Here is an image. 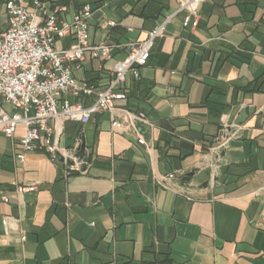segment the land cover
I'll return each instance as SVG.
<instances>
[{
  "label": "crops",
  "instance_id": "crops-1",
  "mask_svg": "<svg viewBox=\"0 0 264 264\" xmlns=\"http://www.w3.org/2000/svg\"><path fill=\"white\" fill-rule=\"evenodd\" d=\"M44 1L66 7L62 21L90 3L92 40L116 45L145 39L171 16L117 102L153 126L143 127L146 146L114 130L109 112L84 126L63 121L62 146L90 163L69 177L43 151L18 160L22 126L14 139L0 133V264H264V0H207L187 26V11L174 14L178 0ZM126 52L87 57L75 75L106 88ZM224 121L242 128L220 148ZM170 173V188L155 181Z\"/></svg>",
  "mask_w": 264,
  "mask_h": 264
},
{
  "label": "built area",
  "instance_id": "built-area-1",
  "mask_svg": "<svg viewBox=\"0 0 264 264\" xmlns=\"http://www.w3.org/2000/svg\"><path fill=\"white\" fill-rule=\"evenodd\" d=\"M207 0H178L179 8L174 13L187 11L184 20L187 26L194 18L196 24L200 7ZM7 28L0 32V133L14 139L18 127L25 130L19 139L21 150L17 154L25 161L29 152L43 151L52 161L62 159L66 177L75 173L85 174L90 163L80 154L78 148L69 149L61 144L63 121L70 120L86 125L97 113L109 112L114 130L133 136L141 145L148 146L143 132L144 126L153 123L143 111H133L119 106L127 93L122 90L128 74L135 80L141 78V69L147 65L155 41L165 33L170 17L149 31L140 41L116 45L107 40L93 41L90 33V19L93 9L85 3L71 18L60 20L59 14L66 10L61 4L54 6L44 0H6ZM117 24L107 21L106 27ZM131 30V29H130ZM67 36L73 38L68 47H58L57 42ZM124 46L127 50L122 59L115 62L111 71L112 79L106 88H99L75 75L87 58L101 62L113 59V50ZM70 96L77 98L76 102ZM95 96L92 104L82 101ZM241 126L224 121L216 144L227 147L237 138ZM164 188H170L173 173L154 176ZM32 187L19 186L23 193ZM8 202L9 198L4 197ZM8 217L4 218L7 225Z\"/></svg>",
  "mask_w": 264,
  "mask_h": 264
}]
</instances>
